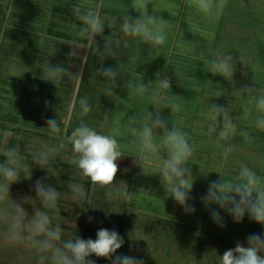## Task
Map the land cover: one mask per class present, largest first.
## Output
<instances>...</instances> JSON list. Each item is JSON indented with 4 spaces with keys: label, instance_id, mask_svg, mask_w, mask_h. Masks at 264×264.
<instances>
[{
    "label": "rangeland",
    "instance_id": "obj_1",
    "mask_svg": "<svg viewBox=\"0 0 264 264\" xmlns=\"http://www.w3.org/2000/svg\"><path fill=\"white\" fill-rule=\"evenodd\" d=\"M185 1L187 0H146L150 14L169 20L173 26L172 29L168 31L166 42L163 45L156 46L144 42L139 36H129L128 38L133 42L131 46L133 50L131 51L130 58L128 55H126V57L133 63L141 64L132 66L133 69L129 67V69H131L128 70L126 76L124 75L126 70L123 71L120 75L121 81H118L120 85H117V82L113 83L110 80L104 79L105 84L98 85L99 87H97V90L112 94L115 99L111 103V111L109 114H111L113 120L116 121L112 124L115 125V127H119L121 130V135L117 137V139L121 145L122 157L116 161L118 164V172L115 177L118 181L115 182L114 179V182L111 183V185H107V188H105L106 186H101L100 190H102V194L97 192V197L94 198L91 203L90 210L86 216L87 222L85 229L87 233L85 239L91 238L95 240L96 233L101 228L108 229L109 231H117L115 227L118 226L120 221L119 215L125 213L126 217L123 220V232L120 234L119 231H117L119 235L123 237L124 244L117 250L115 255L133 256L139 260H143L144 264H220V256L223 255L225 250L234 248L237 241L244 243L249 234L264 233V226L249 220L247 214L242 221L235 222L223 209H217V205L213 204L210 207L220 211L223 217L225 226L220 227L212 221L209 210L201 203V197L206 194L209 182L219 180L220 175L226 182L237 183L238 181L235 180V177L241 165H246L253 169L261 179H264V130L258 129L255 126L254 120L256 117L252 119L242 118L245 95L237 90L245 86L250 87L251 83L249 79L251 80L252 78H247L249 76L248 70L250 69L236 68L233 77L224 78L219 75L214 76L210 72V64L201 60L200 55L201 52L205 53L209 61L215 58L216 52L220 51L219 42L224 39L225 34H223V28L230 24L228 16L234 15V13H237L239 17L238 21H242L243 23H237L241 25V27L237 26V28H239L238 31L233 28V32L237 33V36L244 38L242 44L240 46L238 45L241 52H243L246 48L243 45H245V42L246 44L248 42V29L251 34L254 35L255 40L260 41V37L263 39V36L258 33L257 30L259 31L264 26V14L250 11L247 17V10L240 6L247 5V3H245L246 0H226L225 8L221 15L218 17H207L202 13L191 10L188 5L186 6L184 4ZM256 1L258 0H247L252 8L257 7V9H261L264 7L259 4L256 6ZM121 2L126 4L128 7L127 15L131 16L133 19L137 18L144 11L142 8L134 10L132 0H122ZM175 2L178 3L176 4ZM235 4L236 7H234ZM251 6H248V8ZM197 14L199 18L196 16ZM185 18L186 20H183ZM234 18L236 17L234 16ZM43 19L45 21L43 23H46L48 20L47 17ZM216 19V23L212 25L210 22ZM187 21L195 24L199 30L196 33L191 32L188 28ZM209 23L211 25H209ZM243 26L245 27L243 28ZM225 31H227V29H225ZM228 41L227 38V41L224 42ZM181 43H183V47L180 46ZM261 44V46L257 42L251 44L252 50L254 47L256 54H259V63L253 66L254 77L259 73L257 70H264V63L262 62V59H264V41L261 40ZM145 45H148L147 49H144ZM18 47L21 49L20 51L24 52V45H18ZM249 50L250 49H246L245 54L250 55L252 52ZM240 57H242L241 61L240 58L237 57L233 59V63L240 61L243 67L245 64L242 61L246 59V57H244V54ZM173 59L176 63V67H178L177 69L175 68L176 70H172L171 68V60ZM0 61L7 70H10L11 65L15 64V74L18 76L19 74L22 75L19 78L20 82L18 81L20 85H13V82L9 83V85L13 86L10 87V94H3V104H0V139L1 135L4 134V139L9 140L11 137L9 129L17 127L16 123L8 121V119L5 120L4 117L8 112L19 120H22L24 117V120L20 121L21 132L19 133L20 141L18 147L34 149V153L40 150H51L50 159L55 160L59 150L69 149L68 146L70 144L68 141L62 143V140L60 141V136L58 137L57 134L56 136L55 133L50 132L46 121L49 119H56L57 124L60 125L59 127H62L58 116H60L61 110L65 109L66 106L63 105L62 109H59L60 104H63L59 101H62L65 97L60 92H57V90L52 91L48 87L42 89L38 86L35 88L36 91H38L39 94H45L47 100H45L44 105L39 111L28 110L24 114V107L20 104L21 99H24L22 95L24 83L23 75L29 70L30 66L25 64V59L23 62H18L5 57L1 58ZM67 62L74 64L73 59H69ZM261 65L262 69L260 67ZM7 66L10 68H7ZM48 68L49 67H45V70L48 71ZM194 71L197 72V80L200 84V87L198 84V87L195 88L196 91H198L197 94L195 92V97L200 99L202 105L190 103V100L187 103H181L180 101L188 96L190 93L189 90L192 91L194 89L191 87L189 90L187 89L188 85H190L192 74L195 73ZM10 72L12 71L10 70ZM169 73L173 74L172 79H169L171 87L166 90H161L160 99L157 101H162L164 103H169L171 101L181 104V113H172L171 109H169L170 113L164 114L162 117L167 119L169 115L170 117L174 115L176 122L182 117L184 119L183 129L188 133L190 142L195 146L194 153L188 161V166L192 173V177L189 179L190 182L193 181V187L190 193L192 199H190L188 203L195 207L196 211L194 214H186L183 208L171 197V185H168L169 190L166 191L161 183L159 175L162 167V162L160 160H157L154 156L152 163L146 166L142 165L141 160L138 159V154L142 152L140 140L138 136L128 131V129L133 126H136L137 129L140 128V124L131 125L129 123L128 119L130 117L134 115L142 117L147 111L155 113L157 109L155 108V102H150L146 97L138 95L128 96V90L124 87V84L128 80L133 82L143 81L145 84H151L155 83L157 74L160 75L158 78L165 76L169 78ZM77 77L78 72H74V74L63 73V77L58 83L72 85ZM49 80L53 85H56L55 82H53L55 79H50L49 77ZM26 83L29 84L27 81ZM151 87L152 85H149V88ZM117 96H120V99L117 100ZM123 97L127 100L125 99L120 102V104L123 105L119 109L121 113L115 112L114 109L117 102ZM72 103L74 104L75 101L72 100L71 104ZM211 103L229 107L230 109L231 118L236 125V132L228 141L217 143L214 137H209L208 135L207 125L210 123V120L207 113ZM47 104L48 106L44 108ZM79 112H81V110ZM80 114L82 116V113ZM87 115H89V113H87ZM87 117L89 118V116L83 114V116L80 117L79 123L83 121L91 127V125H94V118L88 119ZM97 119L107 122L110 118L100 116V118ZM120 123L121 125L119 126ZM170 124L171 126L173 124L172 118ZM2 127L8 130L3 131L1 129ZM107 127H110L109 123ZM111 128L113 127L111 126ZM96 130L98 129L96 128ZM241 132L250 133L254 137L252 142L249 143L245 141L243 137L240 136ZM157 136L154 142L158 144L160 139L159 136ZM229 146L232 147V151L225 154V150ZM158 151L159 157H165L167 155L164 149H159ZM148 154L152 155L151 153ZM133 157L137 162L134 159H129ZM52 164L53 163L50 162L46 166L48 170L51 169ZM32 166V169L29 168V165L22 166L21 173L25 181L24 190H31L34 194L24 192V196L14 197L10 195L12 194L10 193L7 200L2 204L0 203V208L2 207V209L4 208V210L8 212L9 218L15 210L13 203L23 206L27 213L25 225L28 220L33 219L36 211L44 212L41 209V201L34 191V184L31 185L32 182L29 180H42L41 175H47L45 173L47 169L41 168L35 163H33ZM133 166H135V173L134 170L130 172L127 171V167ZM141 167L146 168L144 173ZM136 169L139 170V173H136ZM61 172L62 174L67 173L63 169H61ZM122 175L129 176L130 178L133 176L131 182H129L133 184L130 186L124 182L123 178H121ZM118 176H120V179ZM102 187L105 189H101ZM109 188H113V190ZM117 190L128 194L127 197L118 195L119 202L125 201V203H127L123 208L112 205L115 200L113 191L117 195ZM129 204L135 205V207ZM78 205L74 204L72 207H68L76 216L82 213L81 207H77ZM125 209L129 210L123 211ZM117 214L118 216H116ZM48 215L52 220L56 217L55 215ZM89 217L93 218L92 222H89ZM0 223L5 224L4 226H0L4 227L3 230L0 229V262L3 264H39V258L34 259L35 253L38 255L39 251L32 246L31 240L29 239L31 234L27 232L26 227L22 233L23 238L19 241L11 242L5 238V234L9 228V220L0 218ZM72 223L77 224L76 218L71 219V224ZM147 226L150 228L147 229ZM198 228H203V231ZM205 228L209 230L206 231ZM61 231L63 233L70 232L65 229H61ZM37 237L38 236L32 237V239H37ZM29 254L33 255V257L30 258V260L32 259L31 261L26 258ZM95 259V264H110V261L105 258H98L95 256ZM12 260L15 261V263H13Z\"/></svg>",
    "mask_w": 264,
    "mask_h": 264
},
{
    "label": "clouds",
    "instance_id": "obj_2",
    "mask_svg": "<svg viewBox=\"0 0 264 264\" xmlns=\"http://www.w3.org/2000/svg\"><path fill=\"white\" fill-rule=\"evenodd\" d=\"M133 9H144V11L135 19L131 16L123 18L122 31L125 35L139 36L144 42L151 45H163L168 36V31L172 29L169 20L154 16L148 11L146 0H132ZM226 0H188L191 10L202 13L207 17H218L225 8ZM74 14L85 25L79 32L81 37L91 40L95 47L91 49L92 54L101 56L114 55V46L111 35L104 37L103 47L96 42L97 36H102L105 30V22L91 8H83L80 5L73 7ZM191 32L196 33L199 29L195 24L187 21ZM115 44L118 46L119 41ZM183 47V43L180 44ZM75 49V48H74ZM201 59L210 64V72L215 76L224 78L233 77L236 68L233 63V56L228 53L217 51L215 58L210 61L205 53L201 52ZM240 58V57H239ZM241 60V58H240ZM16 72L15 64L10 69ZM64 69L60 65H50L48 75L50 79L60 80L63 77ZM97 75L116 83L120 71L118 67H101L96 70ZM15 76V75H14ZM155 83L145 84L143 81L133 82L128 80L124 87L128 90V96L146 97L154 103L160 99L161 90L171 87L167 76L158 78ZM254 84V83H253ZM149 85H152L149 88ZM247 97L244 105L243 119H248L255 112L256 118L254 124L258 129L264 130V88H255L245 86L237 90ZM82 114L91 111V107L86 98L79 101ZM165 108L171 109L172 113H181V105L175 102H169ZM208 118L210 123L207 125L209 137H214L217 143L228 141L236 132V125L231 118L229 107H224L211 103L208 108ZM131 125L140 124V128L130 127L128 131L138 136L142 152L138 159L142 165L146 166L153 162L155 156L162 162L160 169L161 183L166 191L171 185V197L183 208L186 214H194L196 209L188 201L192 199L190 193L193 187L191 169L188 161L194 153V144L190 142L188 133L184 131V119L181 117L172 127L169 128L168 120L161 116L160 111L151 113L147 111L142 117L132 116L128 119ZM50 132L59 133L60 127L56 119L46 121ZM157 130H160V141L155 143ZM121 135L119 127L113 128L110 134L98 132L83 121L76 127L69 141L72 150L75 153L74 163L82 172V175L88 177L93 184L107 186L114 182L118 172L116 161L122 157L121 145L117 139ZM240 136L249 143L254 137L248 132H241ZM159 149L166 150L165 157H159ZM50 151L40 150L33 154V162L41 168L46 167L50 161ZM232 151L229 146L225 150ZM151 153L152 155H149ZM5 159L0 162V201H3L9 195V187L12 183L19 180L22 172L21 160L18 150L7 148L5 150ZM144 171L145 167H141ZM49 171V170H48ZM46 179V178H45ZM237 183L226 182L222 179L210 181L206 194L201 197V203L210 212V218L220 227H224L223 217L220 211L212 209L211 205H217L225 213L232 217L235 222H240L248 215L249 220L264 226V179L256 171L246 165H241L235 177ZM34 191L41 201L42 208L57 209V200L59 192L46 185L43 180H37L34 184ZM72 191L75 199L86 198V190L82 185H73ZM117 195L127 197L126 192L117 190ZM14 213L9 218L6 210H0V218L9 220V228L5 238L11 242L19 241L23 238V230L31 234L29 239L32 246L40 253L39 264H45L50 261L51 264H95V261L88 257L95 255L98 258H105L110 264H144L143 260L129 255H115L117 250L124 244V239L115 230L101 228L96 233V239L85 240L78 236L63 242L61 241V227H51V219L45 212L36 211L34 217L27 221V213L24 208L15 203ZM93 218L89 217V222ZM41 236L42 239H32V237ZM44 253H49L45 255ZM264 233H252L246 237V242H236L234 248L227 249L220 256V264H264Z\"/></svg>",
    "mask_w": 264,
    "mask_h": 264
},
{
    "label": "trees",
    "instance_id": "obj_3",
    "mask_svg": "<svg viewBox=\"0 0 264 264\" xmlns=\"http://www.w3.org/2000/svg\"><path fill=\"white\" fill-rule=\"evenodd\" d=\"M86 4H90V5L87 6ZM184 4L186 6L188 5L186 2ZM75 5H80L83 8L91 7L95 12L98 11L95 8L96 5L94 1H91V0H0V59L7 57L9 59H13L18 62H23L24 52L20 51L21 49L18 47V45L20 46L24 45V51H25V49H27L28 46L32 48L34 44L36 47H38V49H41L42 52H45V57L51 56V54L58 56V58L61 59V62L60 63L57 62L56 65H60L64 69L63 73L74 74V72H78V77L72 85L70 84L64 85V84L58 83L59 80H57V82L55 80L56 85H53L52 82L50 83L46 81L45 78H47V76L45 74H41L40 72H32V73L23 75L24 83H23L22 95L24 99H21L20 104H22V107H24V112H23L24 114L28 110H35V111L38 110L39 111L44 105L45 100H47V97L45 94H39L38 91H36L35 89L40 84H44L45 87H48V88L52 85L58 88L59 90H61L63 93L65 92L67 93V91L68 92L71 91V93L76 92V96L74 99H71L72 97H70V94H66L65 98L62 99V101H59L63 103V104H60L59 109H62L63 105H65L66 108L61 110L60 116H58L61 122V125H62V127H60V132L55 133V135L57 134L58 137L60 136V141L62 140V143L68 141V143L70 144L68 146L69 149L61 150V151L59 150L58 154H56V159L55 160L50 159L53 164L49 171L48 170L45 171L47 175L45 174L41 175L42 180L46 185L55 188L59 192L58 200H57V209H54V210L45 209V208L44 209L41 208V209L47 214L56 216L54 217L55 219L53 220L51 219V227L55 228L57 226H60L61 229L70 231L69 233L62 232L61 241H58L57 243H63L71 239L74 236H78L82 239L86 238L85 237L87 233L85 229L86 222H87L86 216L88 214V211L90 210L93 199L97 197L96 193L99 192L102 194V190H100L101 185L91 183L90 179L88 177L83 176L81 170L74 163H72L73 159L75 158V153L72 150V145L69 141V137L72 131L77 126H79L80 117L83 116V114L81 116L80 114L81 112H79L81 110L79 108L80 107L79 101L82 98H86L88 100V103L91 107V111H90L91 113L89 112V115L86 114V116H89V118L87 117L88 119L94 118L93 120L94 125H91V127L95 129L97 128L98 132L110 134L113 128H115V125H113L112 123L116 122L115 120H113L112 115L109 114V112L111 111V103L115 99L112 96V94H109L105 91L100 92V90H97V87L105 84L104 79L106 78L97 75L96 70L101 67H109V66L113 68L118 67L120 71V75L123 73V71L126 70L124 73V75L126 76L128 70H130L131 68L133 69L132 66H137L141 64V63H133L132 61H129V58L131 56V51L133 50L131 48V46L133 45V42L130 41V38L125 37L121 41H119L118 37L116 35L110 34L108 30H106V28L102 36L96 37V42L99 46L103 47L104 37L111 35V39L114 42L113 43L114 50H115L114 55L101 56L98 54H92L91 49L95 47V43L92 41L91 45L89 46L87 45L88 54H87V58H86L85 65L83 68L77 67L75 69L74 65L71 66V63L69 62L62 63L65 57L67 58V60H69V57L70 58H75V57L71 53L68 54V51L58 52L57 49L56 50L54 49L53 51H51L54 39L59 38L61 44L63 45H67L69 43H75L76 45H80L79 43L81 42L82 44L85 43V40L83 39L84 37H81L78 34H72L70 32L71 30H74V33H79L80 32L79 29L84 27L83 22L73 12V7ZM98 13L100 17L105 18V15H103L101 11ZM122 13L123 11H119V10H116V12H114V14L116 15L122 14ZM44 17L48 18L46 23H43L45 22L43 19ZM119 20L120 19H117L115 20L114 23H111L108 25L114 26V24L117 23L116 21H119ZM69 26H73V28H69ZM60 28H63V30H56ZM113 28L116 29V27H113ZM120 37H121V33H120ZM116 41H119L118 46L115 44ZM144 47L146 48V46ZM126 55H128L129 58L126 57ZM83 60H84V57H78L80 66ZM27 62L32 63L31 61L25 60V63ZM171 62H172V65L171 64L170 65H171L172 70H174L175 68L177 69L178 67H176V63L174 62V59L171 60ZM3 65L4 64H2L0 61V104H3V100H2L3 94H7V95L10 94V87H13V86L9 85V83L13 82L12 84L16 86L20 85L18 81L20 82L19 78L20 76H22L21 74H19L18 76L15 73L10 72V70H7L6 68H4ZM129 67L131 68L129 69ZM7 68H10V67L7 66ZM80 69L83 70L82 73H80ZM120 75L118 76L117 81H116L117 85H120V82H118L119 80L121 81ZM172 77H173V74L169 73V79H172ZM26 81L29 84H27ZM198 84L199 83L197 80V72H195L192 74V78L190 79V85H188L187 89L189 90L190 87L195 89L196 87H198ZM199 87H200V84H199ZM194 89L192 91L189 90L190 93L188 94V96H186V98H183L180 100L181 103H187L190 100L189 101L190 103H193V104L197 103V105H202L200 102V99L195 97V92L197 94L198 91ZM116 99L117 100L120 99V96L119 97L117 96ZM125 99L126 98L123 97L120 101L117 102L115 109H114L115 112L121 113V110L119 109L123 105L120 104V102L124 101ZM72 100L75 101L74 104L73 103L71 104ZM167 103L168 102L164 103L162 101L155 102V108L157 109V111L161 112V116L164 114L170 113L169 108H165ZM47 106L48 104L45 105L44 108ZM100 116L109 117L110 119L107 122L97 119V118H100ZM4 118L5 120L8 119V121H12L16 123L17 127L9 129L11 132V137L9 138V140L4 139V134L1 135L0 162H2L6 158L4 153L7 148H15L18 150V153L20 156L21 167L22 166L24 167V165H29V168L32 169L33 167L32 164L34 163L32 159V156L34 154L33 152L34 149H29V148L26 149L25 147L24 148L18 147V143L20 141L19 133L21 132L20 121H23L24 117L22 120H19L8 112ZM171 118H172V123L173 124L176 123L175 116L173 115L170 117L169 115V117L166 119L169 122V125H168L169 128L172 127L170 124ZM108 123L110 125L109 128L107 127ZM121 123L119 124V126L121 125ZM111 126L113 128H111ZM133 127H136V126H133ZM1 129L3 131L8 130L5 127H2ZM157 132H158V136L160 139L161 138L159 135L161 134L160 130H157ZM138 156H140V154H138ZM129 159L132 160L134 159V157L129 158ZM134 160L137 162L136 159ZM61 169H63L67 173L62 174ZM131 170H134V173H135V166L127 167V171L130 172ZM138 171L139 170H137L136 173H139ZM118 177L120 179V176ZM121 178H123V181L126 182L128 185L131 186V184H133V183H129L132 180L129 176L122 175ZM29 181L32 182L31 185L35 184L36 182L33 179ZM116 181L118 180L115 177V182ZM24 182H25L24 176H22V173H21L19 180L10 185L9 194L12 193L10 195H13L14 197H17V196L21 197L22 195L24 196V192L34 194L31 190L30 191L24 190ZM73 185H82L86 190V198L75 199L74 193L72 191ZM103 188L104 187H102L101 189ZM105 188H107V186ZM111 189L113 190V188ZM113 193L115 195L114 196L115 200L113 203L111 202L112 205H114L115 207L118 206L121 208L125 207L127 203H125V201L119 202L118 195H116L114 191ZM6 200L7 198L3 201H0V203L2 204ZM74 204H77V205L79 204L77 207H81L82 213L78 216L72 213L71 210L68 208V207H72ZM13 205L15 206V203H13ZM129 205L132 207L133 206L135 207V205H132V204H129ZM217 207L218 206H216V208ZM1 209L2 207L0 208V210ZM2 210H4V208ZM126 210H129V209H125L123 211H126ZM116 216H118V214ZM119 216H120V221L118 223V226L117 227L114 226V227L117 229V231H119L120 234H122L123 229H124L123 220L125 219L126 216H125V213ZM73 218H76L77 224H73V223L71 224V219ZM171 222H174V221H171ZM4 225L5 224L0 223V226H4ZM146 228L148 229L150 227L147 226ZM0 229L3 230L4 227H0ZM198 229L203 231V228H198ZM205 230L208 231L209 229L205 228ZM42 238L43 237L41 236L37 237V239H42ZM23 253H24V247H23ZM44 254L49 255V253H44ZM40 255H41L40 252L38 253V255L35 253L34 259H38ZM31 257H33V255L29 254L28 256H26V258L29 260ZM89 258L94 261L96 260L95 255L88 257V259ZM23 260H24V257H23ZM12 262L15 263V261L13 260ZM0 264H3V263L0 262ZM17 264H21V263H17ZM45 264H51V262L46 261Z\"/></svg>",
    "mask_w": 264,
    "mask_h": 264
},
{
    "label": "crops",
    "instance_id": "obj_4",
    "mask_svg": "<svg viewBox=\"0 0 264 264\" xmlns=\"http://www.w3.org/2000/svg\"><path fill=\"white\" fill-rule=\"evenodd\" d=\"M91 1H94L95 5H96L95 8L98 10L96 13L99 15L98 12L101 11L103 13V15H105V18L104 17H100V18L102 20H104L105 26H106L105 28H106V30H108V32L110 34L116 35L118 37L119 41H121L125 37H127V38L129 37V35H125L123 32H121L122 31L123 18L128 16L127 15V12H128L127 8L128 7L126 6V4L121 2L122 0H91ZM154 1H157V0H154ZM187 1H185V2L188 4ZM175 3L177 4L178 2H175ZM245 3H247V5H245V6L244 5H240V4L239 5L243 9L247 10L246 11V16L249 14L250 11L254 12V13L259 12V13L264 14V7H262L261 9H257V7L256 8H252V6L248 4L247 0L245 1ZM255 3L257 4L256 6H258V4L261 5V6H264V0H258ZM86 5L89 6L90 4H86ZM248 6H251V7L248 8ZM188 7H189V5H188ZM234 7H236V4L234 5ZM116 10L123 11V13L116 15V14H114V12H116ZM151 11H152V9H151ZM196 16L199 18L198 14ZM234 16L236 18H234ZM228 17H229V20H230L229 21L230 24H228L227 26H225L223 28V34H225V35H224V39H222L223 41L219 42V50L221 52H223V53H228V54L232 55L233 59L237 58V57H240V56H243V54H244V57H246L247 60L243 59L242 62L245 64V66L242 67L243 64H241V62H240L242 60V57H240L241 58V60L239 61L240 63L239 62L234 63L235 68H240V69L248 68V69H250V70H248L249 76L247 77L248 79L252 78L251 80L249 79V82L251 83L250 87L264 88V73H263L264 70L262 69V65L260 66L262 70H260V69L257 70V71H259V73L255 77H254V74H253V69H254L253 66H254V64L256 66L259 63V61H258L259 60V57H258L259 54L258 55L256 54V50H255L254 47H253V50L251 48V44L254 43V42L259 43L260 46L262 45L261 44V40L264 41V26L259 31L257 30V32L260 33L263 36V39H262V37H260V41L255 40L254 35H252L250 30L247 28L249 36L247 34L248 42H247V44L245 42V45H243V46L246 47L245 50H243V52H244L243 53V52H241V49L239 48V46L242 44V41H243L244 38H241V37L237 36V33L233 32V28H234V30L238 31L239 28H237V26L241 27V25H239V24H243V23H242V21H238L239 17L237 16V13H234V15H229ZM198 18H196V19H198ZM117 19H120V20L116 21L117 23L114 24V26L108 25V24L114 23L115 20H117ZM183 20H186V18L183 19ZM216 21H217V19L215 21L213 20V22H210V23L213 25V24L216 23ZM210 23H209V25H211ZM237 23H239V24H237ZM83 26H85V25H83ZM245 26H243V28ZM113 27H116V29L113 28ZM69 28H73V26H69ZM81 29L82 28H80L79 30H81ZM225 29H227V31H225ZM56 30H63V28L56 29ZM182 31H186V30H182ZM70 32L72 34H78L79 35V33H74V30H71ZM120 33H121V37H120ZM181 33H183V32H181ZM246 33H247V31H246ZM180 38H182V37H180ZM227 38L229 40L228 41L229 43L228 42H224V41H227ZM83 39L85 40V43L82 44V42H81V43H79L80 45H76L75 43H69L67 45H63V44H61L59 38L54 39L51 51H53L54 49L55 50L57 49L58 52L68 51V54L71 53L75 57V58H70L69 57V59H73L74 60V64H71V66L74 65L75 69L77 67H82L83 68L84 65H85L87 54H88V46L91 45V43H92L91 40H88L86 38H83ZM182 39H184V38H182ZM244 41H246V40H244ZM124 46H126V45H124ZM145 46H146V48H144V49H147L148 45H145ZM246 49H250L249 51H251L252 53H250V55L245 54ZM255 54H256V56H255ZM248 56H249V58H248ZM78 57H84V60L81 63V66L79 64ZM263 57H264V55H263ZM24 59L27 60V61H31L32 62V63H28V62L25 63L27 66L29 65L30 67H29V70H27V72L24 73V75L32 73V72H40L41 74H45L47 76V78H45V80L48 81V82H50V80H49L48 71L45 70V67H49L50 65L56 66L57 62H59V63L61 62V59H59L58 56H55L53 54H51V56L45 57V52H42L41 49H38V47H36L34 44H33L32 48H30L28 46L27 49H25V51H24ZM66 62H67V58L65 57V59L62 61V63H66ZM262 62L264 63V59H262ZM260 63H261V61H260ZM82 71L83 70H81V73H82ZM53 82H55V81H53ZM39 86H40V88L45 89L44 88L45 87L44 84H40ZM49 88L52 91H56L57 90V92H60L64 97L66 96V94H70V97H72L71 99H74L75 96H76V92L75 93H71V91L70 92L67 91V93L66 92L63 93L61 90H59L58 88H56V87H54L52 85ZM244 99H245V103H244V105H245L246 102H247V97L244 96ZM254 114H252V116L250 117L251 119L253 117H256L257 114L255 112H254Z\"/></svg>",
    "mask_w": 264,
    "mask_h": 264
}]
</instances>
